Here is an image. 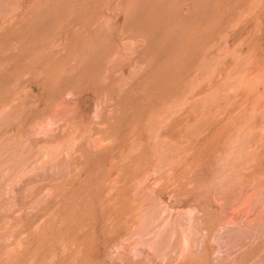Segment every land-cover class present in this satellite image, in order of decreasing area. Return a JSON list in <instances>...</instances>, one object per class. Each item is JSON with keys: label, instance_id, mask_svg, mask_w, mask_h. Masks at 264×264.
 I'll list each match as a JSON object with an SVG mask.
<instances>
[{"label": "rangeland", "instance_id": "obj_1", "mask_svg": "<svg viewBox=\"0 0 264 264\" xmlns=\"http://www.w3.org/2000/svg\"><path fill=\"white\" fill-rule=\"evenodd\" d=\"M264 0H0V264H264Z\"/></svg>", "mask_w": 264, "mask_h": 264}, {"label": "bare ground", "instance_id": "obj_2", "mask_svg": "<svg viewBox=\"0 0 264 264\" xmlns=\"http://www.w3.org/2000/svg\"><path fill=\"white\" fill-rule=\"evenodd\" d=\"M264 93V92H263Z\"/></svg>", "mask_w": 264, "mask_h": 264}]
</instances>
